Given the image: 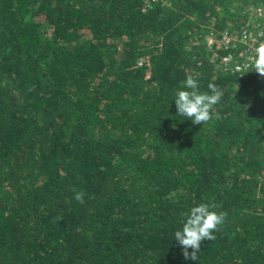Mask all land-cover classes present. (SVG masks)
<instances>
[{"label": "trees", "instance_id": "trees-1", "mask_svg": "<svg viewBox=\"0 0 264 264\" xmlns=\"http://www.w3.org/2000/svg\"><path fill=\"white\" fill-rule=\"evenodd\" d=\"M258 8L0 0V264H264V76L203 42L264 33ZM189 75L223 93L202 125L175 115ZM200 203L224 221L185 260L173 232Z\"/></svg>", "mask_w": 264, "mask_h": 264}, {"label": "clouds", "instance_id": "clouds-1", "mask_svg": "<svg viewBox=\"0 0 264 264\" xmlns=\"http://www.w3.org/2000/svg\"><path fill=\"white\" fill-rule=\"evenodd\" d=\"M249 61L244 67L264 76V42L256 45ZM198 87L196 78L186 76L172 98L176 108L175 115L190 120L193 125L206 123L210 119L211 106L218 104L223 95L221 89L213 83H208L207 91H198ZM74 198L80 201L81 193L76 192ZM224 215L222 211H215L206 203L192 206L188 210L182 226L173 232L185 260L196 261L201 241L214 239V231L223 223Z\"/></svg>", "mask_w": 264, "mask_h": 264}, {"label": "built area", "instance_id": "built-area-1", "mask_svg": "<svg viewBox=\"0 0 264 264\" xmlns=\"http://www.w3.org/2000/svg\"><path fill=\"white\" fill-rule=\"evenodd\" d=\"M256 15L259 18H262L264 22V11L262 10V8H258L256 10ZM263 35H264L263 31L258 29V27L254 31L244 28L243 30H241V32L237 33V35L235 36L226 30L221 32L214 38L210 37L207 40V45L211 47L214 44L219 43V45H221L222 47L229 49V48H235L238 43L244 44L246 46V52H245L246 55L241 62L237 63V61L234 60L231 54H228L225 57H223V61L225 62L224 64L225 69H228L231 72L241 73L244 70L248 69L244 67V64L246 62H250L249 58L254 55V49L256 45L260 42H264V40H260L261 39L260 37H262Z\"/></svg>", "mask_w": 264, "mask_h": 264}, {"label": "rangeland", "instance_id": "rangeland-1", "mask_svg": "<svg viewBox=\"0 0 264 264\" xmlns=\"http://www.w3.org/2000/svg\"><path fill=\"white\" fill-rule=\"evenodd\" d=\"M255 14V12H253L252 13V15H254ZM251 15V16H252ZM250 20V19H249ZM251 21V20H250ZM248 23L250 24V26H251V28H253V27H259L260 25H261V22H249L248 21ZM217 36V33L216 32H206L204 35H203V42L204 43H206L207 44V40L210 38V37H212V38H214V37H216ZM218 38V37H217Z\"/></svg>", "mask_w": 264, "mask_h": 264}]
</instances>
